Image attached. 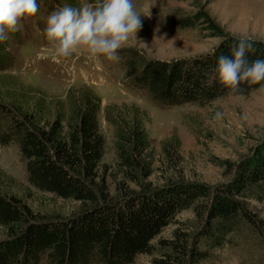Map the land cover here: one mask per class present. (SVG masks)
Listing matches in <instances>:
<instances>
[{
    "label": "trees",
    "instance_id": "16d2710c",
    "mask_svg": "<svg viewBox=\"0 0 264 264\" xmlns=\"http://www.w3.org/2000/svg\"><path fill=\"white\" fill-rule=\"evenodd\" d=\"M173 23L180 28L204 23L211 35L222 39L208 53L170 61L146 59L135 49L124 51L128 76L136 70L130 85L145 89L164 105L206 103L232 92L219 83L216 69L218 58L230 56L238 38L226 35L204 9ZM15 37L16 31L0 42L2 56ZM250 41L249 62L264 60V41ZM259 87L242 82L239 91ZM85 89L69 90L63 102L51 101L48 107L41 97L21 94L14 95L16 101L9 104L13 108L0 104V143L15 141L28 183L85 205L67 218H36L17 198L0 193V226L5 232L0 238V264H131L137 254L151 253L152 240L177 213L195 203L202 208L195 235L188 242L186 234L175 232L164 242L171 253L153 264H197L208 258L209 250L231 245L240 229L255 232L264 227V219L247 204L249 199L264 200V139L249 154L227 163L224 183L210 186L176 179L147 187L143 180L152 174L153 154L142 113L133 105L104 111L114 128L115 166L120 173L116 186L120 193L109 199L110 172L102 163L104 138L98 122L101 98ZM162 145L163 152L172 155L180 142L174 136V143Z\"/></svg>",
    "mask_w": 264,
    "mask_h": 264
},
{
    "label": "rangeland",
    "instance_id": "374dc122",
    "mask_svg": "<svg viewBox=\"0 0 264 264\" xmlns=\"http://www.w3.org/2000/svg\"><path fill=\"white\" fill-rule=\"evenodd\" d=\"M90 0H37L35 17L22 22L11 40L7 53L0 54V104H9L15 96L41 97L44 104L63 102L66 92L91 89L101 98L98 113L99 129L104 138L102 163L107 165L106 182L109 199L119 195L116 169L115 134L106 121V108L135 106L142 113L143 126L153 154L152 174L143 180L147 187H156L168 180L201 181L210 186L228 179L227 163H234L249 154L264 139V94L256 89L227 92L210 102H185L164 105L151 99L147 91L130 85L123 63V52L135 49L146 58L174 60L210 52L222 39L211 35L203 24L180 28L174 21L204 9L226 35L264 41V0H133L141 10L142 29L119 51L116 62H90L74 56L62 64L41 59L46 41L42 30L47 16L58 7L70 4L79 7ZM1 53V52H0ZM0 65V66H1ZM73 96V93L71 94ZM16 101V100H15ZM216 111L223 113L220 121L212 119ZM9 120V118H8ZM7 120V121H8ZM180 142L177 154H165L164 142ZM130 188H137L128 184ZM0 193L17 198L36 218H67L85 205L74 199H63L53 193L39 191L26 179L25 163L15 141L0 143ZM112 196V197H111ZM112 199V200H113ZM248 206L264 219V200H247ZM200 203L176 214L152 240L151 253L137 254L131 264H153L166 258L171 249L164 242L175 232L189 240L202 221ZM237 239L223 249L209 250L208 258L197 264H264V227L260 231L239 230ZM0 226V238L4 236ZM229 244V243H227ZM184 262V261H183Z\"/></svg>",
    "mask_w": 264,
    "mask_h": 264
},
{
    "label": "clouds",
    "instance_id": "9594fccd",
    "mask_svg": "<svg viewBox=\"0 0 264 264\" xmlns=\"http://www.w3.org/2000/svg\"><path fill=\"white\" fill-rule=\"evenodd\" d=\"M38 11L37 0H0V42ZM141 17L133 0H90L79 7L65 4L47 16L42 30L46 46L40 58L58 65L74 56H84L95 63L116 62L120 59L119 51L137 39L143 27ZM251 47L250 39L242 36L230 56L218 58L219 83L232 92L239 91L240 84L246 82L250 86L260 85L257 91L264 94V60L249 62L246 53ZM222 117L223 113L216 111L206 124Z\"/></svg>",
    "mask_w": 264,
    "mask_h": 264
}]
</instances>
